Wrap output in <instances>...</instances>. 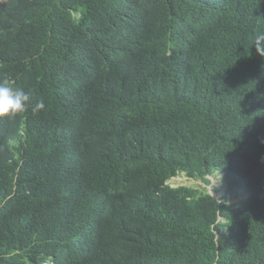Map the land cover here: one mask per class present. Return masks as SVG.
<instances>
[{
	"label": "trees",
	"instance_id": "1",
	"mask_svg": "<svg viewBox=\"0 0 264 264\" xmlns=\"http://www.w3.org/2000/svg\"><path fill=\"white\" fill-rule=\"evenodd\" d=\"M262 32L264 0H0V82L46 105L0 117V264H264Z\"/></svg>",
	"mask_w": 264,
	"mask_h": 264
},
{
	"label": "clouds",
	"instance_id": "2",
	"mask_svg": "<svg viewBox=\"0 0 264 264\" xmlns=\"http://www.w3.org/2000/svg\"><path fill=\"white\" fill-rule=\"evenodd\" d=\"M253 47L259 55L264 56V32L255 35ZM29 106L33 114L40 113L46 107L42 99L33 102L29 93L13 87L9 81L0 82V117L16 116L25 112Z\"/></svg>",
	"mask_w": 264,
	"mask_h": 264
},
{
	"label": "rangeland",
	"instance_id": "3",
	"mask_svg": "<svg viewBox=\"0 0 264 264\" xmlns=\"http://www.w3.org/2000/svg\"><path fill=\"white\" fill-rule=\"evenodd\" d=\"M206 178L209 180V182H205L204 180L200 179L189 178L185 174H181L172 178L168 184L174 188L179 186L199 188V190L208 191L218 201H221L226 194L228 178L225 176V174L218 172L207 176ZM236 191L238 192V195L236 198H233L232 201H240L248 197V195L242 193L241 189L237 188Z\"/></svg>",
	"mask_w": 264,
	"mask_h": 264
},
{
	"label": "bare ground",
	"instance_id": "4",
	"mask_svg": "<svg viewBox=\"0 0 264 264\" xmlns=\"http://www.w3.org/2000/svg\"><path fill=\"white\" fill-rule=\"evenodd\" d=\"M188 47H190V46H188ZM186 50L185 51H187V49H189V48H185ZM181 53V52H180ZM87 74V73H86Z\"/></svg>",
	"mask_w": 264,
	"mask_h": 264
}]
</instances>
